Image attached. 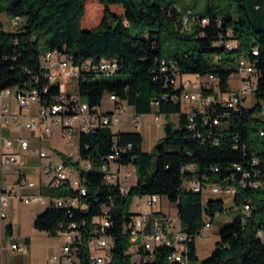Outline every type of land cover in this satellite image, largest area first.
I'll list each match as a JSON object with an SVG mask.
<instances>
[{"label": "trees", "instance_id": "obj_1", "mask_svg": "<svg viewBox=\"0 0 264 264\" xmlns=\"http://www.w3.org/2000/svg\"><path fill=\"white\" fill-rule=\"evenodd\" d=\"M88 1L0 0V13L21 18L14 32L4 29L0 21V92L36 88L41 104L52 102L60 86L48 82L39 58L45 51H55L69 56L73 64H90L89 69L80 70L79 78L78 71L69 72V78H78V94L90 106L101 104L107 92L131 106L136 115L178 114L179 122L177 127L170 121L164 124V136L150 152L143 151L138 132L102 127L79 135L78 154L94 165L82 174L86 206L70 208L69 215L67 208L50 200L35 216L33 228L54 236L59 222H82L86 237L93 233L96 220L106 217L110 225L105 233L112 239L110 264H132L127 240L132 239L127 227L132 198L165 196L176 204L191 262L196 260L194 237L209 223L205 217L211 220L225 211L222 199L208 198L203 204V191L183 185L184 177H193L202 186L234 187L233 202L240 208L232 222L219 230L215 247L200 264H264V0H205L201 14L176 0H97L102 15L95 25L87 18ZM113 6L121 12L114 13ZM183 15H188L190 29H184ZM227 43L235 46L227 48ZM240 58L249 60L256 73L251 107L239 104L233 109L214 102L202 112L194 108L189 114L182 109L180 97L186 93L182 79L179 86L171 80L186 74H212L218 79L219 92L226 93ZM105 60L115 63L113 73L95 68ZM201 92L216 93L203 86ZM116 150L119 165L136 169V182L126 192L106 182L100 170ZM61 157L69 166L75 165L65 154ZM3 192L0 168V195ZM41 194L66 197L76 191L65 185L43 188ZM245 203H249L248 214L243 212ZM5 231L10 234L9 224ZM144 235L139 231L137 242L151 243V234H147L150 241L142 239ZM77 246V264H90L85 243ZM169 251L158 246L152 264H169Z\"/></svg>", "mask_w": 264, "mask_h": 264}, {"label": "built area", "instance_id": "obj_2", "mask_svg": "<svg viewBox=\"0 0 264 264\" xmlns=\"http://www.w3.org/2000/svg\"><path fill=\"white\" fill-rule=\"evenodd\" d=\"M12 20L13 25H18L21 18L15 17ZM204 22V20L202 21ZM182 23L188 24L187 16H182ZM227 48L235 46V44L227 43ZM256 54V51H252ZM40 65L46 70V78L49 83L57 82L69 83L74 82L77 86V80L79 78L80 70L90 68L88 62L81 65L73 64L69 56L58 55L55 51H45L40 55ZM115 63L110 61H102L95 68L107 69V67H114ZM164 69V68H162ZM69 71H78V78H69ZM236 73L239 76L238 88L230 90L226 93L219 92L218 79L216 76L209 74L207 76H200L198 74L192 75V80H189V87L192 88V96H183L181 93L180 102L183 106H187V113H191L192 109H197L202 112L208 108L212 103L218 102L224 107L237 108L239 104H242L245 94L252 93V90L256 83V73L253 64L245 59L240 58L236 65ZM183 76H176L172 83L175 86H179V80L183 79ZM206 89H213L215 95H203L201 87ZM197 90V91H195ZM43 92L46 91V87L43 88ZM1 96H11L15 99L20 109H26L32 104H36V110L33 116L22 125L16 117L9 114L7 106L0 109V125H12L16 130L21 127L39 133L40 131L50 132L52 127H58L67 136H76L77 138L81 134H87L98 128L107 127L112 128L121 121L122 110L120 108L112 109L111 111H105L101 104L90 106L85 100L78 94L77 88L70 92H64L61 90L59 95L49 104L40 103V95L38 89L34 88L30 91H19L14 88H6L0 92ZM108 100L116 104V97L114 95H108ZM193 105V107H191ZM262 117L264 118V110L262 111ZM12 118H15L14 121ZM217 124V120L213 121ZM132 123L135 127H139L140 119L138 115L134 114ZM115 143V139L113 138ZM28 140L17 136L14 139L4 138L0 135V168L2 165H12L16 172V185L20 187H38L40 189L50 190L52 188H58L60 186H68L76 191L74 196L66 197H54L42 195L40 192V203L45 201L58 207H64L68 209L70 214V208L84 209L85 203L82 199L86 195L87 188L85 184V178L82 176L85 172L91 171L93 162L88 158H81L77 154L76 158L72 154H65L68 158L75 162V165L69 166L63 159L52 163L54 155H48L46 152L39 150L37 155L40 159L46 160L42 166H33L32 171L37 172V180H33L24 175V159H17L12 153L9 152L10 148L15 144L19 148L25 151L28 148ZM70 146V144H68ZM120 152V151H119ZM118 156V150L106 157V161L100 166V170L104 174V180L108 183H115L119 185L121 192L127 191V181L132 171L126 169L128 166L119 165L116 162ZM192 169V166H188ZM73 171L70 174L69 170ZM236 169L240 170V166H236ZM215 170H217L215 168ZM189 182L188 188L193 191H207L210 193H225L234 195L235 189L232 186H222L220 184H206L202 186L199 180L193 177H186ZM252 186H256V183H250ZM3 190L6 188V184L2 182ZM3 192L0 195V218L6 217L7 198ZM31 201V196L29 197ZM158 201L156 195L146 196L145 202L148 206H152ZM35 202V201H31ZM246 214L249 212V203H245ZM104 208V207H103ZM131 219L127 227L129 230L141 231L144 234H151V243L137 242L135 239H128V248L131 252L132 264H152L155 250L158 246H167L170 251L167 255V261L169 264H188L187 257V245L185 243L186 234H184L180 227L177 228V220H172L168 216L159 213L157 210L142 208L141 204H137L135 211H131ZM76 221L59 222L56 229V234L63 238V245L61 248L62 254L66 257L68 264H77V244L85 243L89 250L90 264H110L112 260L111 246L112 239L105 233L106 227L110 225V221L106 217L97 219L94 224L93 233L84 237L81 231V226ZM210 223H205V227H208ZM10 249L16 252L25 253L26 247L18 243L10 244ZM104 250V254H94V251ZM58 258L53 257L50 259L51 263H54Z\"/></svg>", "mask_w": 264, "mask_h": 264}, {"label": "rangeland", "instance_id": "obj_3", "mask_svg": "<svg viewBox=\"0 0 264 264\" xmlns=\"http://www.w3.org/2000/svg\"><path fill=\"white\" fill-rule=\"evenodd\" d=\"M177 4L182 6L183 8H188L191 11H193L196 14H201L203 12L204 6H205V0H176ZM86 11H87V18L91 20V25H95L98 23L101 15H102V9L100 5L98 4L97 0H90L86 3ZM112 11L116 14H119L121 12V8L117 6L112 7ZM0 21L2 22L3 28L9 31H17L19 29V26L21 25L19 22L18 25H13L11 18L6 15L5 13H0ZM184 29H190L189 24L183 23ZM182 81H188V84L185 86V91H188L189 93H192V88L189 87V80H192L193 76L191 74H186L182 77ZM69 87L67 88L64 83H60L61 90L65 92L66 89H71L70 91H73L74 89V82H69ZM228 84L230 90H235L238 88L239 84V76L236 72H233L229 79H228ZM197 91V90H195ZM107 97L108 93L105 92L102 98L103 102V108L107 109ZM15 100L12 97H3L0 96V106L8 105L10 110L12 112H15L18 110L15 104ZM254 103V97L252 93H247L245 94V98L242 101V106L244 107H251ZM34 107H37L36 104H33L30 106V109L34 110ZM262 107L264 110V101H262ZM130 110V108H129ZM27 110H23V113H26ZM125 112L127 111L124 110V114L122 111V120H121V126L124 128L128 127L129 121L127 119H123V116L125 115ZM21 123L25 121V119L20 120ZM119 125V124H118ZM118 125H114L112 127L113 131L116 130ZM26 130L21 127L17 131H13L10 129V127H1L0 128V134L2 137H7L9 135H14L19 132H25ZM51 136L50 138H47L46 136L43 135L41 140L37 142L36 145H39L42 147V151L46 152L48 155H52L53 151H60L61 153L64 154H72L76 158L77 154V147H78V138L76 136H67L64 135L62 136L60 134L59 128L58 127H52L51 129ZM71 143V147H67V143ZM58 157L55 156L53 158L52 163L57 162ZM46 160H43V163H45ZM128 170L132 171V176L125 182L127 186H131L136 182L137 175H136V169L134 166L129 165ZM70 174H73V171L70 169ZM183 185L185 187L189 186L188 180L184 177L183 178ZM40 198V196H37ZM7 198V197H6ZM208 198H217V199H222L223 200V205L225 211L222 213H215L214 217L210 220L209 217H205V221L207 220L210 225L208 227L203 226L202 229L199 231L198 234L195 235L194 237V245H195V254H196V260H193L191 262H188V264H200V261L206 257H208L215 247V244L217 240L219 239V230L226 224H229L232 222L234 217L240 212V208L236 206L233 202V195L225 194V193H210L207 192L206 190L203 191V204H205L206 200ZM146 196L142 197H133L131 204H130V210L135 211L137 204H141L142 208L145 209H152V210H157L159 213L164 214L171 218L173 221L177 220V209H176V204L174 202L168 201V199L165 196L158 197V201L153 204L152 206H148L145 202ZM48 202H44L45 205ZM21 206L24 208V214L25 216L22 217V225L23 227H28L29 222L27 215L30 212L31 208L35 209L36 208H41L45 207L42 203L40 202H31L28 200V198L21 200ZM1 220V218H0ZM177 228H179V221L177 220ZM40 235H36L33 238L34 241V247L31 251L30 249V254H34L35 256V263L34 264H52L49 261V258L59 257L60 256V262L57 260L55 261V264H66L65 257L61 256V247L63 245V238L59 235H49V234H42L39 233ZM6 242L9 243V235H6ZM132 239L137 240L138 236L134 237L131 236ZM145 241H150V236L149 235H144L143 238ZM46 249V250H45ZM46 251V252H45ZM45 252V253H44ZM49 254V255H48ZM94 254H104V250H97L94 251ZM33 264V263H32Z\"/></svg>", "mask_w": 264, "mask_h": 264}, {"label": "crops", "instance_id": "obj_4", "mask_svg": "<svg viewBox=\"0 0 264 264\" xmlns=\"http://www.w3.org/2000/svg\"><path fill=\"white\" fill-rule=\"evenodd\" d=\"M64 85L67 88L69 87L68 83ZM73 87L74 89L72 90H75L76 86L74 85ZM70 90L71 89H66L65 91L70 92ZM186 93H189V92L186 91ZM3 97H11V96H3ZM107 101H108L107 109H105L103 108V102L101 100L102 108L105 111H111L112 109H115L117 107V108H120L124 114V110H125L127 111V113L125 112L123 119H127L129 121L128 127L124 128L123 126H121L122 124L120 121L119 125L117 124L118 125L116 127L117 129L113 131V129L111 128V131L112 132H117V131L138 132L142 137V149L145 152L152 151L155 148V145L157 144V142L164 136L163 126L167 121L172 122V124L175 127L178 126V122H179L178 114L165 115V114H157L153 112V113H147V114H139L138 117L140 119V124H139V127H135L134 124L132 123V118L135 113L131 106L127 105L124 101L116 102V104H114L108 100V97H107ZM15 104H16V107L18 108V110L15 112H12L8 105L0 106V109L2 107L7 106L9 109V114L13 115V117H16L20 123H21L20 121L21 119H25V121L21 123L22 125H24L33 116L36 110V107H34V110L30 109V106L26 109H20L17 103ZM191 107H193V105H191ZM182 109L183 110L187 109V106L185 107L182 105ZM23 110H27V112L23 113ZM14 119L15 118H12L13 121ZM121 120H122V117H121ZM1 127H10V129H12L13 131L16 130L12 125H6V126L0 125V128ZM25 130H26L25 132H19L14 135L12 134L4 138L14 139L17 136H21L22 138L27 139L29 141L28 148L25 151L21 150L19 146H17V144L14 143V145L10 148L9 152L12 153L18 160L24 159L25 160V166L23 169L24 175L30 179L37 180V172H33L32 167L42 166L44 164L43 163L44 159H40L38 157L37 152L41 150L42 147L36 144L37 142H39V140H41L43 135L46 136L47 138H50L52 133L51 131L50 132L40 131L39 133H37V132L29 131L27 129ZM59 131L62 136L65 135L64 132L60 130V128H59ZM68 144H70V146H68ZM67 147H71L70 142L67 143ZM61 154H64V153H61L60 151H57V150L53 151L54 158L55 156H57L58 160L62 159ZM1 176H2L3 184H6V188L4 189V193H5L4 195L7 197V206H6V217L0 220V264H32V263L34 264L35 256L32 253L30 254V249L32 251L34 247L33 238L36 235H40L38 234V232L42 234H46V232L37 231L36 229L33 228L32 223H33L35 216L41 213L49 204L47 203L48 205H45L44 203H42L45 207H41V208L35 207V209L31 208L30 212L27 215L29 226L24 228L22 225V217L25 216V214H24V208H22L21 206V200H24L26 198H28L29 200L30 196L31 198L40 196V194L38 193L39 192L41 193L42 189L38 187H20L16 185V172L12 165H7V164L2 165L1 166ZM7 224L10 225L9 243L5 241L7 239L6 238L7 234L5 231V226ZM55 235H58V234H55ZM26 238L28 241H26ZM12 243H18V244L24 245L26 247V252L21 253V252H16V251L11 250L10 244ZM61 256L65 257L64 254H62V251H61ZM50 259L51 258H49V261ZM65 260H66V257H65ZM57 261L61 263L60 256L58 257ZM52 264H55V262ZM66 264H68L67 261H66Z\"/></svg>", "mask_w": 264, "mask_h": 264}, {"label": "bare ground", "instance_id": "obj_5", "mask_svg": "<svg viewBox=\"0 0 264 264\" xmlns=\"http://www.w3.org/2000/svg\"><path fill=\"white\" fill-rule=\"evenodd\" d=\"M189 15H190V14H189ZM187 16H188V15H187ZM115 67H116V66H114V67H107V69H103V71L105 70V72H107L108 74H109V73H113L114 70H115ZM69 72L72 73L73 71H69ZM181 84H182L183 88L185 89V86L188 84V81H182V80H181ZM110 95H113V94H110ZM183 96H192V93H184ZM31 201H40V198H38V197H32V198H31ZM243 212L246 214L245 206H243ZM138 232H139V231H136V230H130L129 235H130V236H134V237H136L137 234H138Z\"/></svg>", "mask_w": 264, "mask_h": 264}, {"label": "water", "instance_id": "obj_6", "mask_svg": "<svg viewBox=\"0 0 264 264\" xmlns=\"http://www.w3.org/2000/svg\"><path fill=\"white\" fill-rule=\"evenodd\" d=\"M159 143H160V142H159ZM155 147H158V144H156Z\"/></svg>", "mask_w": 264, "mask_h": 264}]
</instances>
